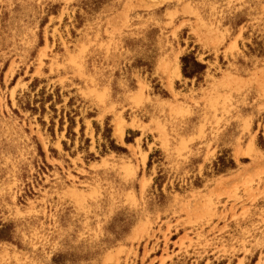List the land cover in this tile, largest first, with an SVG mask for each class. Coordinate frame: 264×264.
Masks as SVG:
<instances>
[{
	"label": "rangeland",
	"instance_id": "rangeland-1",
	"mask_svg": "<svg viewBox=\"0 0 264 264\" xmlns=\"http://www.w3.org/2000/svg\"><path fill=\"white\" fill-rule=\"evenodd\" d=\"M0 264H264V0H0Z\"/></svg>",
	"mask_w": 264,
	"mask_h": 264
},
{
	"label": "bare ground",
	"instance_id": "bare-ground-1",
	"mask_svg": "<svg viewBox=\"0 0 264 264\" xmlns=\"http://www.w3.org/2000/svg\"><path fill=\"white\" fill-rule=\"evenodd\" d=\"M116 131H117V135L120 136V137H122V134H123V128L121 127V125H118V126H117Z\"/></svg>",
	"mask_w": 264,
	"mask_h": 264
},
{
	"label": "trees",
	"instance_id": "trees-1",
	"mask_svg": "<svg viewBox=\"0 0 264 264\" xmlns=\"http://www.w3.org/2000/svg\"><path fill=\"white\" fill-rule=\"evenodd\" d=\"M185 60V58H184ZM195 66H197V68H204V65L199 63V62H195Z\"/></svg>",
	"mask_w": 264,
	"mask_h": 264
}]
</instances>
